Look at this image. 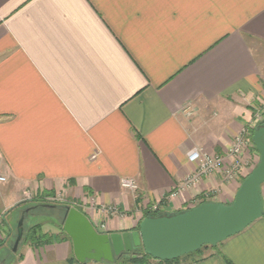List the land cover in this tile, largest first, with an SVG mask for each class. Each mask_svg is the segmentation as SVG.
Listing matches in <instances>:
<instances>
[{"label":"crops","instance_id":"0c3cea01","mask_svg":"<svg viewBox=\"0 0 264 264\" xmlns=\"http://www.w3.org/2000/svg\"><path fill=\"white\" fill-rule=\"evenodd\" d=\"M261 96L264 0H0V193H18L1 213L38 198L55 211L54 194L112 233L165 198L163 214L216 188L231 203L247 175L168 198L196 171L188 153L225 154ZM75 258L64 239L29 243L14 264ZM179 264H264V217Z\"/></svg>","mask_w":264,"mask_h":264},{"label":"water","instance_id":"95a60500","mask_svg":"<svg viewBox=\"0 0 264 264\" xmlns=\"http://www.w3.org/2000/svg\"><path fill=\"white\" fill-rule=\"evenodd\" d=\"M252 141L260 160L231 203L206 201L179 212L145 217L138 230L112 233L99 231L82 210L67 205L63 229L71 238L76 259L80 263H113L124 254L143 248L155 260L173 261L244 231L264 216V124L255 128ZM24 219L22 216L18 223L11 258L2 264H12L16 258L24 235Z\"/></svg>","mask_w":264,"mask_h":264},{"label":"rangeland","instance_id":"374dc122","mask_svg":"<svg viewBox=\"0 0 264 264\" xmlns=\"http://www.w3.org/2000/svg\"><path fill=\"white\" fill-rule=\"evenodd\" d=\"M258 108L262 110L264 109V96H261V99L259 100V103L257 104V108L255 109L253 116L251 117L249 121H247L248 124L249 123L253 124V128H251L252 135L256 127L264 124V111L262 113L261 119L256 118V112ZM247 123H244L242 127L247 125ZM241 128L238 130L237 134L240 132ZM233 141H234V138H233ZM252 149H255V145L253 147L252 146L248 147L247 149H245V152L243 153L245 162L247 163L248 167H251L252 165H254L255 167L258 164L259 159H260V154L258 150L255 149L256 151L255 154L257 155V159H256V155L254 157V153H252ZM251 171L252 169L249 168V170H246L244 174H246L247 172L250 173ZM217 176H219L221 180L223 181V183L226 184V181L223 179L221 174ZM237 181L238 180L236 179L232 182L237 183ZM207 192H210L211 194V196L206 197L207 199H210L208 201L222 199L223 195L221 194V191L218 188L211 189L210 191H207ZM17 195L18 193L16 192L12 193L10 190H6L0 193V264H2L3 262H6L7 260L11 258L12 248L18 236V223L21 218V212L19 213V211H21V209L19 208L18 209L19 211H17V213H15L14 216H13V212H15L16 210L10 211V213L9 211L4 212V213H1V212L5 209L4 207H6V205H10L13 203L11 201ZM53 195L54 194H51L52 198L50 197V199H47V200L45 199V201L46 203H49L50 205H57V208L55 211L49 210V209H46V210L43 209V207L41 206L42 204L38 202L37 200H32V201L28 200L26 207H32V208L34 207L35 209L32 212H30L31 217L30 216L28 217L27 215V217H25L24 219V223H23L24 235L19 245L18 252L16 253V257L19 258V256L21 255V252L24 250L26 245L29 244V241H27V235L31 227L39 226L41 232H43L44 230H49L51 232L56 231L57 233L55 235H59L61 237H68L66 232L64 233V229H63L64 209H63L62 202H66L65 197H60V199H56L55 196ZM203 199H204V194H203ZM204 201H207V200H204ZM4 217H6V220L11 223L12 228H10V230L8 227L6 228V230L3 228L5 225ZM51 232H49L48 234L54 235ZM129 255L130 254H128L127 256ZM120 259L124 260V257H121ZM75 260L77 259L75 258ZM89 264H94V263L93 261H89Z\"/></svg>","mask_w":264,"mask_h":264},{"label":"built area","instance_id":"2783aa9c","mask_svg":"<svg viewBox=\"0 0 264 264\" xmlns=\"http://www.w3.org/2000/svg\"><path fill=\"white\" fill-rule=\"evenodd\" d=\"M263 111L264 109L262 110L258 108L256 112V118L261 119ZM251 128H253L252 123H247V125L243 126L240 132L238 134L236 133L233 144L231 145L229 150L223 155L211 154L198 147L193 148L188 153V159L190 162L196 164V171L191 175L187 176V178L182 182V184L172 190L169 194L168 199L178 196L185 189L195 187L202 181L204 177L221 174V176L226 182H232L236 179L238 180L239 178H242V176L245 177L246 174H249V172H247L246 174H244V172L246 170H249V168L253 170V168L255 167L254 165H252L251 167L247 166L243 153L248 147L254 146V143L251 138ZM6 180V177L0 176V181ZM121 185L123 188L132 192H135L139 189V184L134 178L122 179ZM208 196H211L210 192H205L204 199H196L195 203L198 205L203 203L204 200H210L206 198ZM166 203L167 198L151 204L148 207V210L151 213L162 214V212H164ZM101 210L106 215H115L120 213L119 209L116 206L103 205L101 207ZM96 227L99 231L104 232L103 230H105L106 225L102 224Z\"/></svg>","mask_w":264,"mask_h":264},{"label":"trees","instance_id":"16d2710c","mask_svg":"<svg viewBox=\"0 0 264 264\" xmlns=\"http://www.w3.org/2000/svg\"><path fill=\"white\" fill-rule=\"evenodd\" d=\"M255 149H256V147H255ZM42 199L43 198H38L36 200L37 201H39V200L41 201ZM67 204L68 203H66V202H62V205H63V207H65V209H66ZM158 214L159 213H151V212H148L147 216H156ZM28 217H29V214H28ZM64 233H65V231H64ZM64 239L71 240V238L69 236L63 238V237H61L59 235H55L54 236V235H49L48 233L41 232L39 226L31 227V229L29 230L28 235H27V241H29V243H31L33 245L35 244L36 246L50 244V243H54V242H57V241H62ZM128 254H130V255L127 256ZM194 254L195 253H192V254L186 255L185 257L191 256V255H194ZM123 257H124V260L118 259L116 262H113V263H110V262H101V263L93 262V263L94 264H179V262L183 258H185V257H183V258H180V259H177V260L166 261V262H164V261H158V260L153 259L148 254H146L143 248H137L135 252H133V253H126V254L123 255ZM17 258L18 257H16L14 259V261H13L12 264L15 263V261L17 260ZM78 264H89V262L80 263L78 261Z\"/></svg>","mask_w":264,"mask_h":264},{"label":"flooded vegetation","instance_id":"af4514ba","mask_svg":"<svg viewBox=\"0 0 264 264\" xmlns=\"http://www.w3.org/2000/svg\"><path fill=\"white\" fill-rule=\"evenodd\" d=\"M35 208L33 207H27V208H24V210H22V215H21V217L22 216H27L28 214H29V216H30V212H32L33 210H34Z\"/></svg>","mask_w":264,"mask_h":264}]
</instances>
